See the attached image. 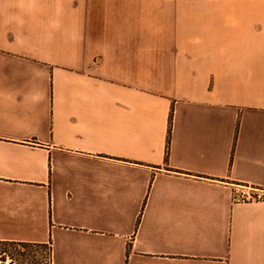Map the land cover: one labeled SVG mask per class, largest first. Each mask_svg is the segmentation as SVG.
Instances as JSON below:
<instances>
[{
	"label": "crops",
	"instance_id": "obj_1",
	"mask_svg": "<svg viewBox=\"0 0 264 264\" xmlns=\"http://www.w3.org/2000/svg\"><path fill=\"white\" fill-rule=\"evenodd\" d=\"M192 1L0 0V264H264V13Z\"/></svg>",
	"mask_w": 264,
	"mask_h": 264
},
{
	"label": "rangeland",
	"instance_id": "obj_2",
	"mask_svg": "<svg viewBox=\"0 0 264 264\" xmlns=\"http://www.w3.org/2000/svg\"><path fill=\"white\" fill-rule=\"evenodd\" d=\"M197 2L192 1V3ZM202 22L205 24L213 22L218 18L227 20H238L240 26H238V33L246 35V22L250 17L251 11L255 13V19L262 18L264 13V1L263 0H202ZM259 15V17H258ZM242 25V26H241ZM255 190L249 189V195H238V199H251L255 195ZM247 195V197H246ZM256 198V197H255Z\"/></svg>",
	"mask_w": 264,
	"mask_h": 264
},
{
	"label": "trees",
	"instance_id": "obj_3",
	"mask_svg": "<svg viewBox=\"0 0 264 264\" xmlns=\"http://www.w3.org/2000/svg\"><path fill=\"white\" fill-rule=\"evenodd\" d=\"M169 132H170V130H169V126H168V131H167V143H166V154H167V152H168Z\"/></svg>",
	"mask_w": 264,
	"mask_h": 264
},
{
	"label": "built area",
	"instance_id": "obj_4",
	"mask_svg": "<svg viewBox=\"0 0 264 264\" xmlns=\"http://www.w3.org/2000/svg\"><path fill=\"white\" fill-rule=\"evenodd\" d=\"M242 194H244V193H241L240 195H242ZM245 194H247L248 196H250L249 193H245ZM247 195H246V197H247ZM255 197L257 198V197H259V195L258 194H255L254 197L252 196V198H255ZM237 198H238V196H237ZM246 199H248V198H246Z\"/></svg>",
	"mask_w": 264,
	"mask_h": 264
}]
</instances>
